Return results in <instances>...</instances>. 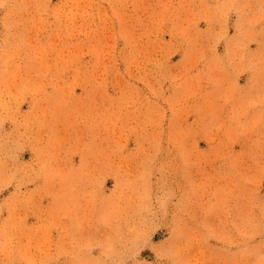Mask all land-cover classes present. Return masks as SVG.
I'll return each mask as SVG.
<instances>
[{
    "label": "rangeland",
    "instance_id": "1",
    "mask_svg": "<svg viewBox=\"0 0 264 264\" xmlns=\"http://www.w3.org/2000/svg\"><path fill=\"white\" fill-rule=\"evenodd\" d=\"M0 264H264V0H0Z\"/></svg>",
    "mask_w": 264,
    "mask_h": 264
}]
</instances>
